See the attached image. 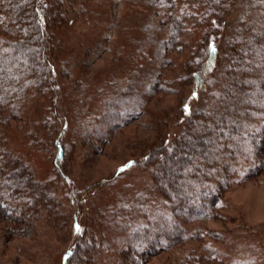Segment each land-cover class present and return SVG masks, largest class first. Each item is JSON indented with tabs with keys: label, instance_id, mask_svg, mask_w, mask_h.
Instances as JSON below:
<instances>
[{
	"label": "rangeland",
	"instance_id": "rangeland-1",
	"mask_svg": "<svg viewBox=\"0 0 264 264\" xmlns=\"http://www.w3.org/2000/svg\"><path fill=\"white\" fill-rule=\"evenodd\" d=\"M64 2L68 16H53L49 26L62 42L56 66L59 105L51 102L45 111L33 105L23 119L10 124L8 142L9 152L20 155V162L33 172V179L49 182L50 196L57 198L64 213L59 221L53 219L54 203L36 208L31 206V194L24 197L16 192L7 199L0 198V264H63L74 245L86 253L92 238L88 235L77 243L71 234L75 214L81 226L94 225L98 234L94 245L100 248H95L97 253L105 251V240L110 242L109 236L115 235L110 243L120 250V264L174 263L178 260V248L157 254L148 250L144 260L135 263L129 261V254H123L129 250L122 242L125 231L133 233L150 224L152 216L166 209L156 190L152 166H143L139 161L153 148L175 142L183 130L180 122L184 113L200 108L211 111L222 105L223 90L233 89L228 70L231 42L243 28L252 29L262 23L264 0L233 1L230 14L219 23L212 41L217 63L216 58L210 60L202 88L193 85L192 77L187 78L188 70L197 71L207 60L206 53L197 48L203 38L202 29L197 31L194 26L192 32H184L180 42L171 36L176 28L171 10L175 4L184 12L190 10L193 0ZM119 72L121 76L129 72V88L138 77L149 78L139 94V107L123 113L116 129L104 128V135L81 136L84 130L92 132L91 126L75 135L79 99L85 103L79 112L82 118H88L91 112L98 114L101 126L111 114L112 94L128 88L126 84L122 89L110 84ZM133 72L138 74L134 76ZM103 88L108 93H103ZM65 121L68 127L63 130ZM62 130L65 133L61 136ZM55 140H60L64 149L62 173L74 181L76 193H84L78 195L82 207L72 203L69 187L55 169ZM4 177L0 171V180ZM93 185L96 187L90 191ZM222 201L215 219L197 225L218 232L246 226L256 230L264 241V177L240 186L229 185L223 190ZM166 211L173 214L170 209ZM204 241L207 240L192 243L198 252Z\"/></svg>",
	"mask_w": 264,
	"mask_h": 264
},
{
	"label": "trees",
	"instance_id": "trees-1",
	"mask_svg": "<svg viewBox=\"0 0 264 264\" xmlns=\"http://www.w3.org/2000/svg\"><path fill=\"white\" fill-rule=\"evenodd\" d=\"M233 1L193 0L190 10L184 12L175 4L170 12L176 25L171 36L176 42L183 39L184 32L196 29L194 26H197V31L202 29L203 38L197 48L206 53L207 60L197 71L188 70L187 73V78L192 77L197 88L205 85L210 60L216 58L211 44L219 23L230 14ZM65 4L64 0H0V171L5 175L0 180V198L7 199L19 192L24 197L31 194V206L36 208L54 203L55 214L51 217L58 221L64 212L57 198L50 196L49 182L33 179L30 176L33 172L20 162V155L9 152L8 142L10 124L23 119L33 105L44 111L51 102L59 105L56 66L59 65L57 59L62 42L56 39L55 30L49 26L53 16H68ZM228 66L233 89L231 92L230 87L223 90L222 105L211 111L200 108L184 113L180 122L183 130L175 142L171 146L153 148L139 161L143 166H152L156 190L162 196L166 209L152 216L149 226L139 227L133 233L125 231L126 237L122 242L129 250L123 254H129L132 263L144 260L148 250L157 254L178 248V260L169 264H264V241L256 230L239 226L236 230L218 232L197 225L219 215L217 213L223 206V190L229 185L240 186L264 177V20L252 29L243 28L233 38ZM121 73L110 84L121 89L126 84L128 88L112 94L110 101L113 104L110 105H114L115 110L109 111L111 114L103 125H99L98 114L93 112H89L88 118L81 117L79 112L85 103L79 99L75 135L87 126H91L93 131L84 130L79 135L84 138L93 134L104 135V128L116 129L123 113L133 112L139 107V94L149 78L138 77L129 88V72L124 76ZM136 73L132 74L136 76ZM102 91L107 92L104 88ZM62 126L63 130L67 129L68 122ZM63 130L61 136L65 133ZM17 133L23 136L20 131ZM36 143L32 142L41 145L39 136ZM60 143V140L54 142L55 169L69 187L72 203L82 207L83 202L78 195L84 193H76L74 181L62 173L65 154ZM211 179H215V183H211ZM95 187L91 186L90 191ZM167 208L173 214H169ZM178 213L180 218L174 216ZM73 220L75 225L71 234L77 243L90 235L91 245L86 253L74 245L66 253L63 264H106L109 261L120 264V250L110 243L115 235L109 236L110 242L105 240V251L97 253L95 248L98 246L94 244L98 234L94 225L81 226L76 214ZM103 236L106 237L105 232ZM204 239L207 241L198 252L192 243L203 242Z\"/></svg>",
	"mask_w": 264,
	"mask_h": 264
}]
</instances>
